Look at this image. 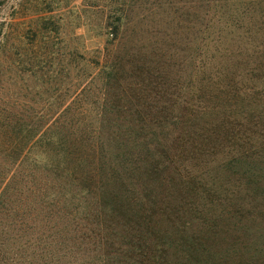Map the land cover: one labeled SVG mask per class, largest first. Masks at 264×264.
I'll return each mask as SVG.
<instances>
[{"label":"trees","instance_id":"1","mask_svg":"<svg viewBox=\"0 0 264 264\" xmlns=\"http://www.w3.org/2000/svg\"><path fill=\"white\" fill-rule=\"evenodd\" d=\"M189 3L190 52L175 71L170 69L174 64L166 63L163 68L169 70L159 73L162 85L176 87L169 94L174 99L165 100L167 106L158 105L156 96L163 99L168 92L157 93L144 80V87L136 86L133 92L111 88L114 83L121 86L123 61L126 57L129 62L132 49V30L123 33L130 11L124 10L110 31L112 48L105 62L94 64L91 73L80 66L74 81L69 66L62 67L61 101L0 109V264H220L216 253L201 247L202 230L190 233L197 222L204 230L210 227L200 217L205 203L187 204L184 213L190 217L183 220L176 215L180 211L164 202L194 183L201 185L192 195L201 193L203 200L207 185L215 197L206 202L211 211L219 206L225 210V203L218 201L226 199V191L221 190L217 170L212 180L204 178L205 167L187 164L191 156L185 154L204 155L201 125L209 112L213 124L224 123L219 121L218 104L210 101L221 92L218 59L223 31L232 34L240 18L237 0ZM252 5L242 0L243 18L254 20ZM246 31L251 32L249 26ZM38 42L31 46L37 48ZM160 50L152 51L154 58L163 57ZM228 60V78L233 75V80L232 54ZM46 63L54 65L34 54L27 72L40 80V66ZM45 77L49 80L40 82L51 84L57 73L51 70ZM247 107L250 117H259ZM259 125L264 129L262 122ZM174 132L179 136L173 139ZM230 158L225 159L226 169L235 162ZM253 164L246 171L259 179L252 189L264 200V159ZM255 211L264 214V203L246 216ZM226 212L234 217V211ZM175 255L181 259L172 261Z\"/></svg>","mask_w":264,"mask_h":264},{"label":"rangeland","instance_id":"2","mask_svg":"<svg viewBox=\"0 0 264 264\" xmlns=\"http://www.w3.org/2000/svg\"><path fill=\"white\" fill-rule=\"evenodd\" d=\"M249 1L254 4L251 6L254 20L243 18L242 0H237L236 16L240 19L236 21L232 34L224 29L220 40L221 92L219 98H212L210 104H218L219 121L224 123L217 121L219 126L213 124L209 112L201 125L204 142L200 148L204 155L196 151L185 154L191 156L187 164L205 167L204 178L212 180L217 170L221 190L226 191L223 195L226 199L218 201L225 203V210L219 206L218 211H211L213 207L206 202L215 197L207 185L203 200L200 199L201 193L199 197L192 195L194 187L201 185L194 183H188L187 188L164 202L170 209L180 211L176 215L184 217L183 220L189 216L184 213L187 204L205 203V210L199 216L206 218L210 227L204 230L197 222L194 224L196 230L190 233L202 230L199 231L201 247L216 253L220 264H264V214L255 211L254 216H246V212H254L259 202L264 203L256 194L259 192L252 189L259 179L246 171H251L256 159H264V129L259 125L260 122L264 124V0ZM191 8L193 4L189 0H0V109L14 107L16 110L14 105L19 103L40 107L47 99L61 101L60 94L65 87L62 67L69 66L70 79L74 81L80 66L91 73L94 64L105 62L108 49L112 48L110 31L124 10L130 11L129 23L124 25L126 31L123 33L129 35L132 30V49L127 58L129 62L126 57L123 61L125 71L120 72L123 76L121 86L114 83L111 88L121 87L119 91L133 92L136 86L144 87L140 82L144 80L153 91L168 92L163 99L156 96L160 100L158 105L167 106L165 100L174 99L169 94L176 87H169L167 83L162 85L164 79L159 73L169 70L163 68L166 63L174 64L170 69L175 71L180 59L190 52ZM262 11L263 15H260ZM248 26L250 33L246 31ZM39 27L41 33H38ZM36 41L39 46L34 49L31 44ZM156 48L161 49L162 58L153 57L152 51L156 52ZM34 54L54 62L52 68L47 63L40 66V80L47 82L49 79L45 76L53 70L58 81L54 78L51 84L41 83L37 74L27 72V63ZM231 54L233 80V75L228 78ZM172 75L176 80L177 76ZM154 81H161V84ZM40 84L41 88L37 89ZM229 103L237 105L229 106ZM247 104L259 117L249 116ZM241 107L242 112H235ZM171 136L174 139L179 133L174 132ZM176 144L179 145V141ZM229 157L235 162L226 169L225 159ZM188 167L185 169L193 170ZM228 191H232L231 196ZM219 210L222 213L218 220ZM228 210L234 211V217L226 212ZM179 259L181 256L175 255L171 260Z\"/></svg>","mask_w":264,"mask_h":264}]
</instances>
